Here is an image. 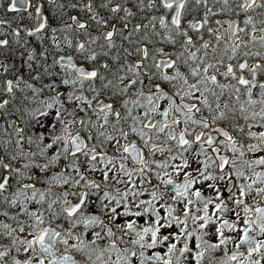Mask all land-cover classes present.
I'll list each match as a JSON object with an SVG mask.
<instances>
[{"label": "snow or ice", "instance_id": "obj_1", "mask_svg": "<svg viewBox=\"0 0 264 264\" xmlns=\"http://www.w3.org/2000/svg\"><path fill=\"white\" fill-rule=\"evenodd\" d=\"M32 6L0 62V264H264V0Z\"/></svg>", "mask_w": 264, "mask_h": 264}, {"label": "flooded vegetation", "instance_id": "obj_2", "mask_svg": "<svg viewBox=\"0 0 264 264\" xmlns=\"http://www.w3.org/2000/svg\"><path fill=\"white\" fill-rule=\"evenodd\" d=\"M37 2H40V0H30V4L27 6V11L24 10L23 6H19L20 7V11L19 12H12V11H8L7 10V5L9 3V0H0V20L5 21V24L2 26L5 30V32L8 34V38L13 42L12 43V47L11 49H4V50H0V62H4L7 59L11 60V63L16 65V67H20V63L22 60V57L20 55V53L23 51V49L20 48L19 45H17L15 43L16 37L11 35V30L15 29L17 27H22L23 25H31L34 20L33 17L29 16V13H33L34 16V7L32 5H35ZM59 2H63V0H59ZM47 10L48 12L54 14V15H58L60 16L62 19L61 20H57L56 23L53 25L54 27L58 26L59 23L62 22V20H67L68 16L73 15V14H79L80 17L82 19H87V16L84 13H77L76 10L69 8H66L64 10L59 9L58 7L52 5V4H47ZM103 14L107 17L108 13L106 10L103 11ZM152 14H157L156 12H152L149 13L147 11L145 12H138L137 16L135 18H133L131 20V24L135 25L136 23H140L141 21H143L144 23H147V17L152 15ZM254 15V14H253ZM222 20H226L228 19V17H218ZM233 19H237L238 22H241L243 20V16L237 18V17H232ZM110 24H116L118 26L123 24V21H120L118 19H112L110 20ZM90 31L92 32L93 35H96L98 32V28L96 25H92V27L90 28ZM126 34V32H125ZM208 37L205 36V39H207ZM25 41H30L29 47L32 48L36 54L38 55L39 52L41 51H45L47 50V53L50 57L56 56L58 54H66V53H57L51 46L47 35H42L39 39H37L36 37H28L26 32H21V43H24ZM99 43H103V41H98ZM114 44L115 47L113 49H111V54L112 55H120L123 58V50H122V46L123 47H128L129 49L132 48V45H129L127 42H125L122 39V36L120 35L119 32H117V34L114 36ZM68 52H71L72 49H68ZM135 57H130L129 59H134ZM51 62V61H50ZM111 63V61H109ZM252 61L250 60V63ZM115 70V69H113ZM13 72L15 71V69L12 70ZM225 82V81H222ZM115 101L117 103V107H119V102L118 100H116L115 97L113 98H109L107 102H113ZM163 104V102H162ZM91 114V113H90ZM264 130V129H261ZM134 138V137H133ZM111 150L110 146H109V151ZM214 171V170H213ZM41 179H43V177H41ZM151 182L152 183H158V180L156 179V177L153 175L151 177ZM222 186V185H221ZM38 187H40L41 189H43L44 185L40 184L38 185ZM146 187V185H145ZM151 190V189H149ZM164 190V189H162ZM53 191H56V189L54 188ZM125 245H121V247H124Z\"/></svg>", "mask_w": 264, "mask_h": 264}]
</instances>
